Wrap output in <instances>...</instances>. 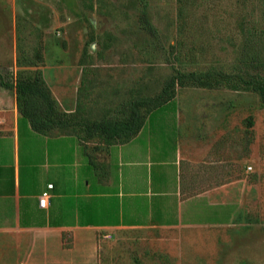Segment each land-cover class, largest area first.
<instances>
[{
  "label": "rangeland",
  "instance_id": "1",
  "mask_svg": "<svg viewBox=\"0 0 264 264\" xmlns=\"http://www.w3.org/2000/svg\"><path fill=\"white\" fill-rule=\"evenodd\" d=\"M252 24L264 26V0H0V74L38 50L47 63L81 65L78 92L89 103L78 119L92 121L157 94L174 68L232 72L241 29ZM174 97L182 124L197 118L195 128L236 157L232 183L206 186L210 200L236 212L229 221L213 210L198 225L101 232L98 264H264V105L227 85L177 87Z\"/></svg>",
  "mask_w": 264,
  "mask_h": 264
},
{
  "label": "crops",
  "instance_id": "2",
  "mask_svg": "<svg viewBox=\"0 0 264 264\" xmlns=\"http://www.w3.org/2000/svg\"><path fill=\"white\" fill-rule=\"evenodd\" d=\"M43 59L30 69L41 71L60 107L87 106L78 92L81 65ZM167 105L171 112H160ZM196 121L182 124L173 97L126 142L45 135L19 113L14 90L0 85V264H98L101 232L198 225L213 210L231 220L237 207L210 200L206 186L232 183L237 159ZM47 184L50 196L41 207Z\"/></svg>",
  "mask_w": 264,
  "mask_h": 264
},
{
  "label": "trees",
  "instance_id": "3",
  "mask_svg": "<svg viewBox=\"0 0 264 264\" xmlns=\"http://www.w3.org/2000/svg\"><path fill=\"white\" fill-rule=\"evenodd\" d=\"M144 19L147 28L154 34V28ZM240 40L232 72L215 67L189 71L174 68L157 94L127 99L117 113L92 121L79 120L78 108L74 112L61 109L41 71L30 69L42 62L39 50L31 55H18L16 66L26 68L13 74H0V85L14 90L19 113L36 132L45 135L74 134L81 140L97 135L105 144L122 143L136 135L152 110L175 96L177 87L219 88L227 85L231 89L256 93L264 105V76L260 73L264 70V26L252 24L245 32L241 29Z\"/></svg>",
  "mask_w": 264,
  "mask_h": 264
},
{
  "label": "built area",
  "instance_id": "4",
  "mask_svg": "<svg viewBox=\"0 0 264 264\" xmlns=\"http://www.w3.org/2000/svg\"><path fill=\"white\" fill-rule=\"evenodd\" d=\"M52 187V184H47V186H46V189H44L42 192H41V194H40V196H39V205L41 206V207H44L46 204H47V202H48V198H49V196H50V194H49V189Z\"/></svg>",
  "mask_w": 264,
  "mask_h": 264
}]
</instances>
